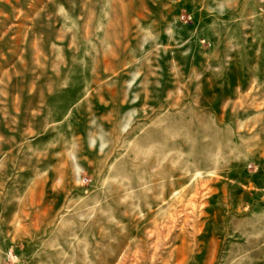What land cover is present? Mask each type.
Instances as JSON below:
<instances>
[{"label":"rangeland","instance_id":"1","mask_svg":"<svg viewBox=\"0 0 264 264\" xmlns=\"http://www.w3.org/2000/svg\"><path fill=\"white\" fill-rule=\"evenodd\" d=\"M0 264H264V0H0Z\"/></svg>","mask_w":264,"mask_h":264}]
</instances>
